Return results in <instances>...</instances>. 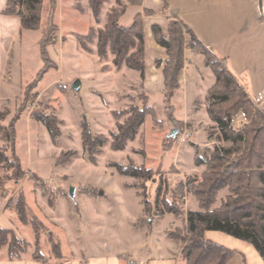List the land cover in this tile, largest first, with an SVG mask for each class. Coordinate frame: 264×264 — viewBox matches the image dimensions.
Wrapping results in <instances>:
<instances>
[{
  "label": "rangeland",
  "instance_id": "374dc122",
  "mask_svg": "<svg viewBox=\"0 0 264 264\" xmlns=\"http://www.w3.org/2000/svg\"><path fill=\"white\" fill-rule=\"evenodd\" d=\"M80 1L76 0L71 8L72 13L78 17L77 23L70 22L66 18V12L62 14V18L59 16V3L56 14L50 15L49 0H44L40 27L37 30H21L15 46L6 52L12 64L4 71L3 80H10V86L0 88V152L11 157V142L7 132L11 120L18 116L13 154L20 160L22 169L32 173L19 187L31 207L27 219L35 217L44 227H39L38 231L41 235L40 250L51 256V237L55 242L65 243L69 249H81L86 246L88 251H95L99 247H128L134 240L144 241V234L151 228L155 233L159 229V233L165 238H168L169 233L184 235L186 213L198 210L192 195V186L201 183L202 174L206 170L205 165L194 167L190 148L195 149L201 159L208 161L214 149L231 147V142L224 139L212 121L209 125L204 123L201 111L195 114L199 118L198 126L185 124L181 120V131H178L174 140L168 139L172 125L156 108L153 109L152 115L145 118L134 139L127 141L122 150H114L111 147L114 140L112 134L118 132V124H124L128 119L133 106L141 107L140 95H147L142 88L144 77L141 79L138 72L128 71L125 66L117 69L112 63L111 55L106 60L99 58L94 43H87L89 51L83 50L77 36H86L90 29L94 33L102 30L108 13L111 9L119 7L118 1L121 7L126 8L119 23L129 25L132 17L127 15L131 6L127 0H107L101 8L98 20L95 21L88 0L84 3L85 6ZM260 1L263 10L261 18L264 22V0ZM76 5L80 7L81 12L76 9ZM86 6L90 9L93 20H86ZM105 11L106 16L103 17ZM48 23L52 25L49 27ZM184 37L189 41L185 31ZM45 38L49 44L50 58L47 73L36 87L31 89L35 96L32 95L22 112L27 86L35 81L38 72L45 67L42 58V43ZM226 53L232 60L230 69L233 71L234 68L238 73L242 64L237 63L235 49L226 50ZM154 66L158 68L155 63ZM122 69L125 71L122 72ZM262 69L264 46L259 44L253 46V90L244 84H248V80L237 77L238 81L247 87L252 98L258 92L264 91H256L262 86V76L257 77ZM75 81L80 83L78 90L72 88ZM37 115L55 119L59 135L54 141L45 125L36 119ZM83 122L89 124L94 135L107 139V143L100 147L95 163L90 161L89 154L83 147ZM248 122L247 119L243 126ZM182 135H185L186 139L179 145L178 141ZM175 153L184 156L182 163H173ZM61 155H68L69 161L66 165L57 164ZM154 163L157 164L156 167H153ZM130 165L146 168H151L147 166L152 165V169H160L165 173L171 187L180 180L184 183L190 180L188 188L184 189L177 199H171L176 203L175 207L180 214L164 212L162 199L167 189L164 184L157 205L162 214L150 217L152 221L148 225V217L143 213L142 197H139L137 192H142L145 198L154 200L153 187L147 184V188H142V180L118 173L117 166ZM6 167L7 165L0 164V182L7 181L12 185V189L5 194L7 197L12 196V209L15 208L14 201L19 192L15 188V180L10 179L15 170H7ZM72 187L75 188L73 200L68 196ZM225 196L226 191L218 195L217 205ZM142 218L143 222L139 220ZM18 224L25 238L22 233L18 237L28 239L30 244V248L22 256L32 257L35 249L34 231L30 224H23L21 221ZM176 241L182 250L181 242Z\"/></svg>",
  "mask_w": 264,
  "mask_h": 264
},
{
  "label": "trees",
  "instance_id": "16d2710c",
  "mask_svg": "<svg viewBox=\"0 0 264 264\" xmlns=\"http://www.w3.org/2000/svg\"><path fill=\"white\" fill-rule=\"evenodd\" d=\"M106 1L88 0V6L95 21L98 20L101 8ZM43 2L44 0H7L4 14L18 16L21 30H37L41 25ZM127 2L131 7L136 8L129 25L119 23L126 8L121 7V3L118 1L119 7L111 9L108 13L106 24L102 30L94 33L90 29L86 36L78 35L77 40L85 51H89L87 43H94L99 58L106 60L111 55L112 63L117 69L125 66L138 72L142 79L145 67L143 19L144 17H154L157 12L142 8V0H127ZM49 3L50 15L56 14L58 0H49ZM76 9L81 12L78 5H76ZM48 25L50 27L52 24L48 23ZM150 30L154 42L163 48L166 54L161 71L164 114L168 123L179 132L183 128V122L175 117L171 100L180 87L179 75L184 67V51L192 49L204 57V64L211 68L216 79L207 93L209 99L208 117L218 127L224 139L231 142L229 149H214L208 161L196 155L195 164L206 166L201 183L192 186V195L197 202L198 210L186 213L184 235L178 236L169 233L168 238L181 242L182 264H227L233 258L235 251L206 239L207 231H219L251 244L264 261V111L254 103L246 87L231 73L227 59L216 55L212 48L204 45L180 21L169 20L165 33L158 24H152ZM184 31L188 34L189 41L185 39ZM95 37L96 40H94ZM46 40L45 38L42 43V58L45 67L44 70L38 72L35 81L27 86L21 107L22 112L26 109L24 105L30 101L31 97L35 96L34 93H31V89L36 87V84L47 73L50 58L48 55L49 44ZM161 63L159 59L155 61L157 67H160ZM140 99L141 107L133 106L129 111L128 119L124 124H118V132L112 134L114 140L111 147L114 150H122L127 141L133 140L145 118L153 114L149 96L141 94ZM239 111L246 114L248 124L238 131L229 130L224 119ZM18 118L17 116L11 120L7 132L11 142L12 155L9 158L6 153L0 152V164L7 165V170H15L10 179L15 180V188L19 192L14 201L17 216L23 224H30L34 231L35 249L31 258L44 263L45 257L41 253L39 244L41 235L38 232L39 227L43 226L35 217L27 219L30 207L23 190L19 187L21 182L32 173L24 171L20 160L13 154L16 142L15 125ZM36 119L45 125L52 141H54L59 135L55 119L44 115H37ZM175 138L168 139L174 140ZM82 143L89 154L90 161L95 163L96 157L100 153V147L107 143V139L101 135H94L89 124L83 122ZM68 161V155H61L57 164L63 166ZM117 171L122 176L142 180L144 183L142 188H147V184L153 187L154 200L149 197L145 198V194L143 195L142 192H137V195L142 197L143 213L146 217L162 214V211L157 209V205L164 184L167 186L165 197L162 199L164 212L173 215L180 214V211L175 207L176 203L172 200L177 199L184 189L188 188V185L191 184L190 180L188 182L185 180V183L180 180L171 187L167 177L165 178V173L160 169L130 165L127 167L117 166ZM223 191H226V196L217 205L218 195ZM140 221L143 222V218ZM49 242L53 257L62 259L60 243L55 242L52 237ZM5 245H7L9 259H20L22 254L30 248V244L16 236L14 231L0 229V247Z\"/></svg>",
  "mask_w": 264,
  "mask_h": 264
},
{
  "label": "crops",
  "instance_id": "0c3cea01",
  "mask_svg": "<svg viewBox=\"0 0 264 264\" xmlns=\"http://www.w3.org/2000/svg\"><path fill=\"white\" fill-rule=\"evenodd\" d=\"M75 1L58 0L59 16L62 18V14L66 12L68 14L66 18L70 22L78 23V17L71 10ZM80 2L85 6L84 3L86 4L87 0ZM6 4L7 0H0V88L10 86V80H3L4 71L8 65L12 64L6 52L15 46L21 33L20 18L4 14ZM142 8L157 12L156 16L143 19L145 67L142 88L149 96L152 108L159 109L163 117L165 116V105L162 66L156 68L154 63L157 59L163 62L166 59V54L164 49L158 46L152 38L150 30L152 24H158L165 33L169 20L180 21L204 45L212 48L219 57L227 59L229 70L235 78L241 76V79L248 80L249 83L244 84L253 90V46L259 44L264 46V22L261 18L263 10L259 0H142ZM135 11L136 8H129L127 16L132 17ZM106 12L102 15L103 17L106 16ZM85 17L86 20H93L88 7L85 8ZM229 49H235L237 63L242 64L238 73L234 68L233 71L230 69L229 64H233L226 53V50ZM228 59L230 60L228 61ZM124 71L125 69H122V72ZM128 71L133 72L130 69ZM258 75L262 76L263 81L262 86L256 91L264 89V69L260 74H257V77ZM215 80L211 68L204 64V57L192 49H186L184 51V67L179 75L180 87L171 100L176 119L182 120L185 124L198 126L199 118L195 114L201 111L204 123L209 125L211 120L207 114L209 104L207 93L214 85ZM190 150L194 167H197L195 164L196 151L192 147ZM184 159L183 155L175 153L172 160L176 164L182 163ZM160 162L162 163V160ZM154 164L153 167H156L157 164ZM147 167L152 168V165ZM11 189L10 182H0V229L12 230L17 236L22 233V237L25 238L18 224L20 221L16 209H10L12 196H5ZM28 206L30 207V205ZM151 221L150 218L146 219L148 225ZM157 230L158 232L155 233L151 228L144 234V241L134 240L128 247L126 246L127 248L124 246L112 249L99 247L95 251L89 250V252L86 246L81 249H69L65 243L60 242L62 259H55L42 251L45 257L44 263L36 261L28 255L22 256L20 259H9L7 246H5L0 248V264H182L181 248L177 241L165 238L159 233V229ZM22 237L19 238L23 239ZM205 237L235 251L232 260L227 264H264L255 248L247 242L219 231H207ZM26 241L29 242L28 239Z\"/></svg>",
  "mask_w": 264,
  "mask_h": 264
},
{
  "label": "built area",
  "instance_id": "2783aa9c",
  "mask_svg": "<svg viewBox=\"0 0 264 264\" xmlns=\"http://www.w3.org/2000/svg\"><path fill=\"white\" fill-rule=\"evenodd\" d=\"M253 101L264 111V91L258 92L254 96ZM224 121L226 122L229 130L238 131L243 126V124L247 122V116L243 111H241L229 118H225ZM185 139V135H182L178 141V144L180 145L184 143Z\"/></svg>",
  "mask_w": 264,
  "mask_h": 264
},
{
  "label": "water",
  "instance_id": "95a60500",
  "mask_svg": "<svg viewBox=\"0 0 264 264\" xmlns=\"http://www.w3.org/2000/svg\"><path fill=\"white\" fill-rule=\"evenodd\" d=\"M259 4H260V7H261V9H262V4H261V1H260V0H259ZM79 87H80V83H79V81H75V82L72 84V88H73L74 90H78ZM177 133H178V130H177V129H172V130L170 131L168 137H169V138H175L176 135H177ZM68 196L70 197V199H72V200L74 199V197H75V188L72 187V188L69 189Z\"/></svg>",
  "mask_w": 264,
  "mask_h": 264
}]
</instances>
